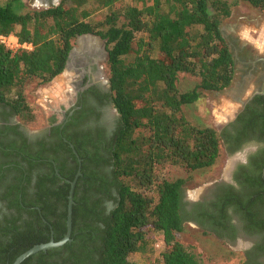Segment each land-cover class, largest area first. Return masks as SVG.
I'll list each match as a JSON object with an SVG mask.
<instances>
[{"label":"trees","instance_id":"16d2710c","mask_svg":"<svg viewBox=\"0 0 264 264\" xmlns=\"http://www.w3.org/2000/svg\"><path fill=\"white\" fill-rule=\"evenodd\" d=\"M237 1L264 9V0H60L33 9H25L22 0L0 2V34L33 44L32 49L0 44V107L19 121L0 125V198L13 209L0 219V264L65 235L70 180L80 159L71 241L34 253L21 264H137L130 254L146 250L152 231L163 235L164 264H205L177 234L195 215L221 235L219 225L229 219V209L244 221L246 232L264 239L263 192L253 188L252 177L244 176L240 192L195 213L199 204L189 210L184 201L185 179L164 175L170 166L187 171L210 167L219 160L224 141L238 148L248 130L264 125V109L251 106L239 114L243 129L235 135L227 128L195 124L184 110L203 90L221 91L235 77L237 60L222 26ZM84 33L105 40L109 88L103 101L116 108L119 118L113 134L102 141L92 132H63V146L74 158L73 168L66 169L57 147L39 160L7 136L19 124L36 120L27 86L62 73L76 38ZM181 73L198 82L182 90ZM8 117L2 113L1 119ZM22 159L30 164L27 172ZM44 161L51 170L31 183L30 169ZM263 167L264 162L260 174ZM28 186L34 191L26 198ZM103 197L114 202L106 213Z\"/></svg>","mask_w":264,"mask_h":264},{"label":"flooded vegetation","instance_id":"af4514ba","mask_svg":"<svg viewBox=\"0 0 264 264\" xmlns=\"http://www.w3.org/2000/svg\"><path fill=\"white\" fill-rule=\"evenodd\" d=\"M224 35L229 42L230 48L234 51V56L237 60L236 72L244 71L245 75L255 77L254 79L256 80L254 90L241 102V106L236 111L234 117L219 129L223 131L227 128L235 135L243 129L240 127L241 120L239 123L238 116L240 113L246 111L250 106L255 110L264 109V98L258 97L264 96V53H255L250 45L234 36L232 32L224 33ZM101 56L100 51H94L93 55L91 53H83L82 56H75L74 63L72 62L73 59L68 57L71 60V64L68 67L73 65L77 73L73 80V97L70 104L61 111L60 117H57L54 122H51L49 119L39 129H30L24 124H19L17 130L10 132L7 137L22 145L24 153L29 152L30 155L39 156V160L44 157L49 158L50 152L57 147L56 151L59 152V158L66 169L73 168L74 158L69 150L63 146V139L61 137V134H64L63 132L70 135H83V133L92 132L94 136H100L98 139L101 141L102 138L108 139L117 126L119 114L111 103L103 101L106 98L105 94L108 92L109 85L108 82L106 83L100 77L101 71L98 67V59ZM244 84L245 81H242L241 89L244 87ZM2 113H6L9 116L8 121H2ZM2 123L16 125L19 121L16 117L11 116L7 112V109L0 107V125ZM237 125H239V129ZM58 126L60 128H57ZM242 140L238 148H235V146H238L235 142L232 146H229L226 141L223 142L225 152L228 156L232 157L227 177L216 181L203 198L189 201L184 196L186 207L189 210L194 208L193 205L199 204L194 210L195 213H200L204 208H209L208 204L212 205L213 203L216 205L217 202L222 201L225 197L233 196L240 192V184L244 180V176L255 179L252 183L253 188L256 186L261 187V191L263 192L261 201L264 204V167L263 173L260 174L258 171L259 165L264 162V125L262 126L261 123L260 129L257 127L256 130H248V133ZM21 163L27 172V169L30 168L29 162L22 159ZM30 170L31 174L29 176L31 177V183H33L40 174L49 172L51 167L49 163H42V165H36ZM33 191L34 187L28 186L26 188V198H29ZM242 198L246 199L245 196ZM7 203L8 201H3L0 198V219H3L5 215L13 211V209L8 207ZM113 204L112 198L106 199L103 197L102 211L104 213L109 212L113 208ZM256 204L258 205L257 202ZM203 205L206 206L203 207ZM263 207L264 205H262ZM28 215V211H23L24 217ZM227 215H229V219L224 218V224L222 226L219 225L222 232L221 235L203 226L195 215L188 217L185 223H194L196 227L203 231L211 232L217 239L226 244L230 242L239 243L241 239H245L246 244L242 250L244 256L243 263L256 264L259 262V264H264L263 234H250L246 232L244 221L234 210L229 209ZM261 215L264 218V210Z\"/></svg>","mask_w":264,"mask_h":264},{"label":"rangeland","instance_id":"374dc122","mask_svg":"<svg viewBox=\"0 0 264 264\" xmlns=\"http://www.w3.org/2000/svg\"><path fill=\"white\" fill-rule=\"evenodd\" d=\"M7 0H0L5 2ZM25 9L42 8L52 4H57L60 0H22ZM234 2L235 0H228ZM224 33L232 32L241 41L250 45L257 54L264 53V9L254 7L247 1H237L232 6L231 14L223 21ZM96 35V34H95ZM98 36V35H97ZM82 39H89L90 48L82 47ZM74 47L76 53L73 56H82L94 51L101 52L102 56L98 59L100 77L108 82V53L105 40L98 37H85L75 40ZM72 61V62H73ZM74 63V62H73ZM243 71V70H242ZM236 72L230 84L221 91H202L200 98L184 106L187 117L200 126L213 125L218 129L234 117L240 108L241 102L245 100L254 90L256 80L244 74ZM75 68L69 66L62 73L55 76L50 82L45 84L30 83L27 86V93L34 102L36 120L27 125L30 129L43 127L50 117L54 115L60 117L61 111L65 109L72 100L73 80L76 77ZM245 81L241 89V82ZM198 82V78L181 73L178 85L182 90L192 88ZM226 99L231 100L224 103ZM26 126V125H25ZM232 157L228 156L224 150L219 160L212 166L194 171H187L182 167L170 166L164 171L168 178L175 179L183 177L184 196L189 201H196L205 197L209 188L218 180L225 179L230 168ZM162 233L152 231L151 241L146 250L136 251L130 254V260L137 264H164L162 251L154 247V243L163 240ZM178 239L189 249L200 256L205 264H242L244 260L243 248L246 244L245 239L239 243L230 242L228 244L217 239L211 232L203 231L196 227L194 223H185L184 229L177 234ZM164 242V241H163Z\"/></svg>","mask_w":264,"mask_h":264},{"label":"water","instance_id":"95a60500","mask_svg":"<svg viewBox=\"0 0 264 264\" xmlns=\"http://www.w3.org/2000/svg\"><path fill=\"white\" fill-rule=\"evenodd\" d=\"M85 37L95 38L98 36L93 34V33H84V34H80L78 36V39L85 38ZM75 53H76V48L73 47L70 50L69 58L73 59V56ZM69 64H71V60L68 59L67 63H66V68H68ZM79 161H80V165H79V169L76 173V176L73 180H70L71 186H70V191H69V195H68L67 231H66L65 235L59 240H54L53 238H51L47 242L37 243V244L33 245L32 247H30L29 249L25 250L20 255H18L11 264H21L26 258H28L30 255H32L34 253H37L39 251H46L49 248L60 247V246L64 245L66 242L71 240L72 227H73V216H72V214H73V204H74V190H75V185H76V181L78 179V176L81 174V159Z\"/></svg>","mask_w":264,"mask_h":264},{"label":"built area","instance_id":"2783aa9c","mask_svg":"<svg viewBox=\"0 0 264 264\" xmlns=\"http://www.w3.org/2000/svg\"><path fill=\"white\" fill-rule=\"evenodd\" d=\"M0 44H3L6 47L9 48H18L23 47L26 49H32L33 44L30 42H20L19 38L15 34H0ZM155 247L161 250H164V242L163 240L157 241L155 243Z\"/></svg>","mask_w":264,"mask_h":264},{"label":"bare ground","instance_id":"6f19581e","mask_svg":"<svg viewBox=\"0 0 264 264\" xmlns=\"http://www.w3.org/2000/svg\"><path fill=\"white\" fill-rule=\"evenodd\" d=\"M82 47L83 48H90L89 43H90V40L89 39H82ZM74 62V61H73Z\"/></svg>","mask_w":264,"mask_h":264},{"label":"crops","instance_id":"0c3cea01","mask_svg":"<svg viewBox=\"0 0 264 264\" xmlns=\"http://www.w3.org/2000/svg\"><path fill=\"white\" fill-rule=\"evenodd\" d=\"M231 100H229V99H226V101L224 102V103H229Z\"/></svg>","mask_w":264,"mask_h":264}]
</instances>
